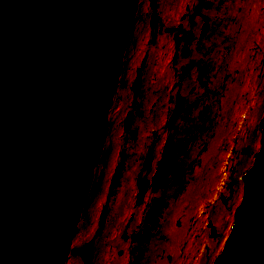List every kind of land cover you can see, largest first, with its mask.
Returning a JSON list of instances; mask_svg holds the SVG:
<instances>
[{"label": "rangeland", "instance_id": "1", "mask_svg": "<svg viewBox=\"0 0 264 264\" xmlns=\"http://www.w3.org/2000/svg\"><path fill=\"white\" fill-rule=\"evenodd\" d=\"M203 16L207 30L199 36ZM120 76L68 264H82L79 247L89 240L88 264H102L105 250L115 255L106 264H176L190 239L195 250L187 263L213 264L237 205L238 167L252 163L259 145V121L250 120L254 105L258 118L264 110V0H138ZM175 95L183 108L167 127ZM127 111L132 118L124 131ZM166 134L167 186L148 188L136 204L137 179H151ZM222 167L205 191V177ZM161 195L163 206L145 222L152 198Z\"/></svg>", "mask_w": 264, "mask_h": 264}, {"label": "water", "instance_id": "2", "mask_svg": "<svg viewBox=\"0 0 264 264\" xmlns=\"http://www.w3.org/2000/svg\"><path fill=\"white\" fill-rule=\"evenodd\" d=\"M136 8L137 0H0V264H63L69 256ZM206 30L203 16L199 36ZM138 88L136 75L132 93ZM182 108L175 95L167 127ZM131 118L127 111L124 131ZM258 119V149L213 264H264V110ZM165 139L151 179H137L136 204L148 188L167 186ZM150 157L148 150L143 168ZM163 204L162 195L152 198L144 221ZM91 252L92 240L79 247L82 264Z\"/></svg>", "mask_w": 264, "mask_h": 264}, {"label": "bare ground", "instance_id": "3", "mask_svg": "<svg viewBox=\"0 0 264 264\" xmlns=\"http://www.w3.org/2000/svg\"><path fill=\"white\" fill-rule=\"evenodd\" d=\"M137 7H138V0H137ZM136 12H137V8H136ZM136 12H135V18H136ZM135 22V19H134V21H133V23ZM132 26H133V24H132ZM131 29H132V27H131ZM130 32H131V30H130ZM130 32H129V35H130ZM129 37V36H128ZM126 48H127V42H126V45H125V49H124V53H123V57H122V66H123V59H124V56H125V51H126ZM163 59H164V57L163 56H160V58H159V60L157 61V63H159V62H162L163 63ZM122 66H121V69H122ZM120 75H119V77H118V80L120 79ZM117 88H118V85H115V88H113V94H112V96H111V98H110V100H109V109H108V112H107V115H109V113H110V111H111V108H112V104H113V101H114V97H115V94H116V91H117ZM256 95H257V93H256ZM157 96V95H156ZM155 99V96H153V100ZM152 100V104L153 105H156L155 104V102ZM258 102V101H257ZM257 102L254 100V104H257ZM262 105H263V107H264V86H263V92H262ZM255 112H256V107H255V105H254V109H253V116H251L252 118H251V120H250V123H251V126H255V125H258V116H256L255 115ZM233 113L234 114H232L231 115V118H230V123H231V125H235L234 123H235V115H236V109L233 111ZM108 122L109 121H107V127H106V129H105V131H104V135H103V145H104V141H105V137H106V133H107V131H108ZM260 124V123H259ZM260 136H261V131H260V129L257 131V137H259L260 138ZM166 140V139H165ZM258 142H259V140H258ZM164 143H165V141H164ZM164 145V144H163ZM258 145V144H257ZM257 145L255 146V147H253V151H255V150H257L256 149V147H257ZM102 151H103V147H102ZM102 151H100V156H101V154H102ZM254 156V155H253ZM253 156L252 157H250V160H252V158H253ZM100 158V157H99ZM98 161H99V159H98ZM253 162V161H252ZM251 165V164H250ZM249 164L248 165H240L239 167H238V171H237V173H236V178L238 179V191H237V194L234 196V201H233V207L238 203V201H239V198H240V196H241V192H242V187H243V182L240 180L241 179V175H242V173H244L246 170H247V168L250 166ZM96 167L97 166H95L94 167V169H93V179H92V183H91V186H92V184H93V180H94V176H96ZM222 169H223V167L221 168V171H218V173L216 172V169H213L210 173H209V175H207L206 177H205V183H204V186H203V189L205 190V191H210V187H211V185H213L212 184V181H213V179H214V177H216V175L217 174H219V177H220V172L222 173ZM218 176V175H217ZM91 186H90V188H91ZM90 188H89V190H90ZM137 188H138V181H137ZM89 192V191H88ZM87 196H88V193H87V195H86V198H85V201H86V199H87ZM85 201H84V204H85ZM84 204H83V207H84ZM83 207H82V210H81V214H80V218H79V221H78V223H77V227H76V229H75V234H73V238H72V240H71V244H70V247L73 245V244H75V242H77L78 240H79V236H77V231H78V227H79V222H80V219H81V217H82V211H83ZM195 218H197L198 219V223H199V221H200V217H201V215L200 214H196L195 216H194ZM197 228H198V225H197V223H196V225H195V228H194V231H196L197 230ZM198 230H199V228H198ZM197 230V231H198ZM227 231H226V233L222 236V238H221V240H220V242H219V245H218V247L217 248H222V241H224V239H225V237L227 236ZM190 242L185 246V248H184V250H183V255H182V257H181V259L176 263V264H188L187 263V259L188 258H190L191 256L190 255H192L193 254V252H194V248L192 247V239H190L189 240ZM69 257V256H68ZM67 257V259H65V261L63 262V264H68V262L70 261L69 259L70 258H68ZM114 257H115V255H114V252H112V253H110L108 250H105V252H104V256H103V262H102V264H106L107 262H109L110 260H113L114 259ZM211 262L212 261H210V264H211Z\"/></svg>", "mask_w": 264, "mask_h": 264}]
</instances>
